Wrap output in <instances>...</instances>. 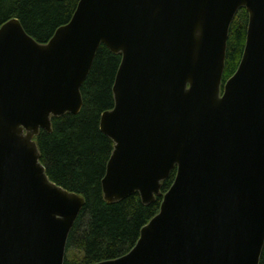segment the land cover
<instances>
[{
    "label": "water",
    "instance_id": "water-1",
    "mask_svg": "<svg viewBox=\"0 0 264 264\" xmlns=\"http://www.w3.org/2000/svg\"><path fill=\"white\" fill-rule=\"evenodd\" d=\"M249 14L236 73L223 75L231 25ZM101 46L122 56L104 200L162 195L126 255L98 264H260L264 250V0H80L40 44L0 27V264H64L86 200L53 183L36 137L78 115Z\"/></svg>",
    "mask_w": 264,
    "mask_h": 264
},
{
    "label": "trees",
    "instance_id": "trees-1",
    "mask_svg": "<svg viewBox=\"0 0 264 264\" xmlns=\"http://www.w3.org/2000/svg\"><path fill=\"white\" fill-rule=\"evenodd\" d=\"M80 0H0V27L12 19L40 44L73 18ZM249 14L241 9L230 28L223 85L236 73L246 45ZM122 56L101 46L81 88L83 108L78 115L52 119V132L41 131L36 142L49 179L81 195L86 205L68 240L64 264H98L129 253L141 230L160 211L163 196L177 171L163 182L162 195L145 205L139 194L108 204L102 180L114 142L100 129L101 115L115 106L113 87ZM223 88V86H222ZM260 264H264V250Z\"/></svg>",
    "mask_w": 264,
    "mask_h": 264
},
{
    "label": "flooded vegetation",
    "instance_id": "flooded-vegetation-1",
    "mask_svg": "<svg viewBox=\"0 0 264 264\" xmlns=\"http://www.w3.org/2000/svg\"><path fill=\"white\" fill-rule=\"evenodd\" d=\"M225 84H226V83H225ZM225 84L223 85V89H224Z\"/></svg>",
    "mask_w": 264,
    "mask_h": 264
}]
</instances>
